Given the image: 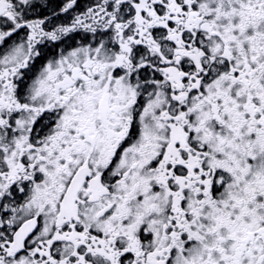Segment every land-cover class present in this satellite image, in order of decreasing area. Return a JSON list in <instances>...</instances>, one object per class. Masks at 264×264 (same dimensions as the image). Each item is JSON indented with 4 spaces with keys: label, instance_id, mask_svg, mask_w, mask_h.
<instances>
[{
    "label": "snow or ice",
    "instance_id": "6c2138e0",
    "mask_svg": "<svg viewBox=\"0 0 264 264\" xmlns=\"http://www.w3.org/2000/svg\"><path fill=\"white\" fill-rule=\"evenodd\" d=\"M0 264H264V0H0Z\"/></svg>",
    "mask_w": 264,
    "mask_h": 264
}]
</instances>
